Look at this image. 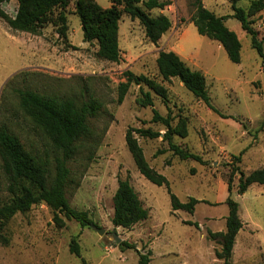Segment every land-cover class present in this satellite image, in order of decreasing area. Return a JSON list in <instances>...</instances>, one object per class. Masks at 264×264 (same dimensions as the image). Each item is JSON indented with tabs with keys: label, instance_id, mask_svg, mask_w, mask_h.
<instances>
[{
	"label": "rangeland",
	"instance_id": "rangeland-1",
	"mask_svg": "<svg viewBox=\"0 0 264 264\" xmlns=\"http://www.w3.org/2000/svg\"><path fill=\"white\" fill-rule=\"evenodd\" d=\"M75 1L65 8L66 38L56 33L57 8L51 13L53 18L34 32L12 29L0 17V127L5 126L53 173L59 153L43 129L22 111L16 89L78 100L94 97L102 103L98 113L88 118L89 133L77 141L67 161L65 196L73 208L86 211L103 233L60 214L63 225L58 226L48 206L34 204L5 224L2 233L8 242H0V264H136L137 252L148 250V264H222L215 255L220 244L208 233L224 231L228 196L238 202L243 222L230 264H264V185L252 183L238 194L236 170L248 173L264 167V70L250 36L228 16L232 14L229 0H203V4L225 16L226 26L236 33L241 44L239 63L232 62L217 41L197 32L191 21L192 0H164L163 9L149 11L151 16L166 15L171 23L155 43L148 40L139 20L131 19L123 6L117 5L121 12L120 58L117 62L105 60L97 55L95 41L82 40ZM87 1L103 9L113 5V0ZM250 1L239 0L237 5L247 10ZM0 9L13 17L17 2L0 0ZM249 19L260 38L264 11ZM160 50L177 53L189 67L205 75L215 110L193 96L176 77L161 78L156 65ZM126 70L161 84L167 102L145 84L135 83L129 84L118 102V85L126 81ZM140 86L149 92L151 105L143 100ZM154 111L169 115L173 126L179 118L185 119L186 135H173L172 141L199 160L180 159L161 137L134 135L149 166L166 177L168 188L179 201L198 199L191 212L172 210L167 187L140 174L126 146L128 128L164 132V124L152 119ZM237 155L239 161L234 159ZM126 177L149 212L146 219L128 228L111 222L117 181ZM11 184L0 158V201L12 196ZM114 233L134 247L123 248L121 241L115 242ZM72 238L79 245V256L69 251Z\"/></svg>",
	"mask_w": 264,
	"mask_h": 264
},
{
	"label": "trees",
	"instance_id": "trees-1",
	"mask_svg": "<svg viewBox=\"0 0 264 264\" xmlns=\"http://www.w3.org/2000/svg\"><path fill=\"white\" fill-rule=\"evenodd\" d=\"M71 0H16L17 9L13 17H9L0 9V17L15 30L36 31L53 17L51 13L57 8L54 21L57 24L56 33L61 38H66L67 19L65 8ZM239 0H229L232 14L229 17L235 18L241 28L250 36L251 47L259 55L264 70V33L258 38L257 31L251 26L249 19L256 12L264 11V0H251L248 9L237 5ZM122 5L123 10L131 19H138L144 27L146 37L155 43L159 37L170 27L169 18L160 13L151 16L152 9H163L167 4L164 0H113L109 8H101L91 4L87 0H76L74 8L79 17L82 27V40L84 42L95 41L97 55L105 60L117 62L120 58L118 46V21L120 10L116 7ZM194 12L191 16L196 30L212 40L217 41L224 49L227 57L234 63L241 60V44L236 33L225 24V16L216 15L206 8L203 0H192ZM156 65L159 75L163 80L176 77L182 85L190 91L193 96L203 101L209 108L214 109L210 104L209 95L206 89V77L197 69L189 67L180 56L173 51L160 50L156 57ZM126 81L119 83L118 102H121L130 83L137 85L145 84L156 94L167 102L165 88L155 80L144 74H134L130 70L124 71ZM140 93L146 104L151 105L152 100L148 91H143L140 86ZM16 94L19 106L22 111L37 123L49 137L51 144L59 153L55 159V168L50 173L47 168L40 164L20 143L18 138L5 126L0 127V158L2 167L11 179L8 200L0 201V242L6 244L8 238L2 233L5 224L17 213H24L34 204L44 203L53 211V221L56 225L62 226L61 217L76 220L81 226L91 223L86 211L73 208L65 196V187L68 180L69 169L67 161L75 149L79 139L89 133L88 118L94 116L102 107V103L94 97L78 100L70 96H63L55 93H39L29 88H18ZM215 110V109H214ZM152 119L160 120L165 127L161 134L148 128H128L125 135L126 146L132 156L137 170L150 182L167 187L172 210H185L191 212L198 199L189 197L186 202H181L168 188L166 177L157 172L147 163L142 148L137 142L134 134L141 137H161L166 141L168 148L180 159L192 158L199 160V157L183 150L172 141L173 135L185 136V119L179 118L176 125H172L170 117L161 116L154 111ZM235 161L240 160V155L234 156ZM238 170L237 193L245 192L252 183L264 185V167L251 170L248 173ZM231 177L228 179V191ZM228 213L225 217V229L219 232H209L208 237L220 244V249L215 250L217 258L222 264H230L232 249L236 234L242 228L243 222L239 216L238 202L228 196L225 199ZM113 213L111 222L115 226L128 228L133 224L146 219L149 215L148 209L143 206L137 192L130 184L129 179H118L117 187L112 197ZM123 248L134 246L126 241H121ZM70 253L79 256L80 249L75 238L69 243ZM151 251L137 252L136 264H148Z\"/></svg>",
	"mask_w": 264,
	"mask_h": 264
},
{
	"label": "water",
	"instance_id": "water-1",
	"mask_svg": "<svg viewBox=\"0 0 264 264\" xmlns=\"http://www.w3.org/2000/svg\"><path fill=\"white\" fill-rule=\"evenodd\" d=\"M88 225L90 227L94 228L97 231V233H99V234H102L103 233V229L97 227L95 224L89 223ZM114 240H115L116 243H120V241H121V239L115 233H114Z\"/></svg>",
	"mask_w": 264,
	"mask_h": 264
}]
</instances>
